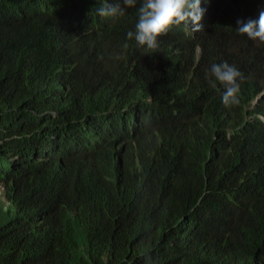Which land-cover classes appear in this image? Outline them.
Returning a JSON list of instances; mask_svg holds the SVG:
<instances>
[{
	"label": "trees",
	"instance_id": "obj_1",
	"mask_svg": "<svg viewBox=\"0 0 264 264\" xmlns=\"http://www.w3.org/2000/svg\"><path fill=\"white\" fill-rule=\"evenodd\" d=\"M213 1L163 46L217 42L233 107L194 58L116 90L142 0H0V264H264V43L237 32L264 0Z\"/></svg>",
	"mask_w": 264,
	"mask_h": 264
},
{
	"label": "clouds",
	"instance_id": "obj_2",
	"mask_svg": "<svg viewBox=\"0 0 264 264\" xmlns=\"http://www.w3.org/2000/svg\"><path fill=\"white\" fill-rule=\"evenodd\" d=\"M213 0H142L138 8V20L135 31L127 32L128 40H135L134 47L129 53L128 65L113 72L116 77V90L121 92L130 87L128 73L144 77L152 69L163 72L170 66L194 58L196 61H210L211 68L206 73L209 85L216 88L219 104L233 107L239 104L241 84L248 82L243 73L233 63L221 58V47L212 38L199 41L184 53L178 47L164 50L163 39L175 26L184 25L191 33L203 32L209 34L212 26H217L214 16ZM137 0H123V6L118 0H102L101 7L96 9L99 16L118 18L124 15L125 7H136ZM237 32L246 35L249 40L264 43V4L258 6L256 15L247 22H239ZM162 37V38H161ZM175 57H178L174 61ZM197 64V63H195ZM264 95V89L257 93L249 102L255 105ZM209 111L215 110L209 108ZM263 118V116H260Z\"/></svg>",
	"mask_w": 264,
	"mask_h": 264
}]
</instances>
